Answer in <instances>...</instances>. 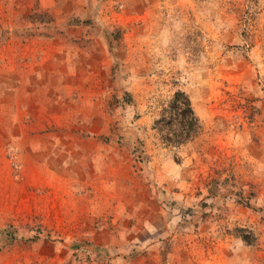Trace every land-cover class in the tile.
<instances>
[{
  "label": "rangeland",
  "instance_id": "374dc122",
  "mask_svg": "<svg viewBox=\"0 0 264 264\" xmlns=\"http://www.w3.org/2000/svg\"><path fill=\"white\" fill-rule=\"evenodd\" d=\"M0 264H264V0H0Z\"/></svg>",
  "mask_w": 264,
  "mask_h": 264
},
{
  "label": "trees",
  "instance_id": "16d2710c",
  "mask_svg": "<svg viewBox=\"0 0 264 264\" xmlns=\"http://www.w3.org/2000/svg\"><path fill=\"white\" fill-rule=\"evenodd\" d=\"M164 111L165 117L158 123L162 124L159 130L167 132V136L163 139L165 143L183 145L191 141L200 131L199 119L185 92L177 91Z\"/></svg>",
  "mask_w": 264,
  "mask_h": 264
}]
</instances>
